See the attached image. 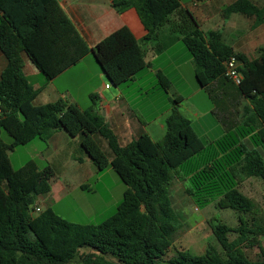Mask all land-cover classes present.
Listing matches in <instances>:
<instances>
[{
    "label": "trees",
    "instance_id": "obj_1",
    "mask_svg": "<svg viewBox=\"0 0 264 264\" xmlns=\"http://www.w3.org/2000/svg\"><path fill=\"white\" fill-rule=\"evenodd\" d=\"M187 1L115 2L119 13L137 11L147 35L140 42L123 27L90 50L59 0H0V49L8 61L0 80V264H73L79 256L82 264H264V214L240 189L248 178L264 184V48L256 60H248L225 43L221 31H202L183 12ZM234 14L254 17L255 26L264 24V6L252 0H237L223 9L224 19ZM166 25L181 35L201 87L225 76L231 57L240 61L243 81L238 87L250 107L239 128L206 145L180 112L182 99L177 98L162 140L143 134L121 146L96 110L94 96L87 110L64 100L35 105L40 90L24 74L26 59L51 81L92 51L111 85L120 87L148 66L145 45ZM48 30L71 57L54 68L36 46ZM159 80L167 92L169 81L162 75ZM58 131L81 136L82 148L98 170L112 168L127 186L116 213L99 225L70 222L51 207L38 213L37 201L51 194L53 169L41 170L35 161L18 170L12 166L10 152L35 140L46 143ZM176 180L187 181L188 195L205 207L214 204L238 215L236 227L217 216L210 220L224 256L210 245L204 255L178 251L167 259L181 226L171 197ZM246 248H258L260 259L251 260ZM85 249L90 252L81 253Z\"/></svg>",
    "mask_w": 264,
    "mask_h": 264
},
{
    "label": "crops",
    "instance_id": "obj_2",
    "mask_svg": "<svg viewBox=\"0 0 264 264\" xmlns=\"http://www.w3.org/2000/svg\"><path fill=\"white\" fill-rule=\"evenodd\" d=\"M117 1L121 0H59L90 50L123 27H128L140 42L147 35L137 11L129 9L119 13L114 7ZM236 1L189 0L182 5V10L193 16L202 31H221L225 43L253 61L258 58L259 49L264 48V24L255 26L254 17L241 14L224 19L223 9ZM252 1L258 6H264V0ZM1 18L0 12V21ZM182 44L184 45L181 35L172 32L169 25L161 28L155 40L145 45L148 66L138 73L133 81L120 87L111 85L92 51L51 81H47L29 59H26L24 74L34 88L40 90L34 102L37 106L64 100L87 110L93 106L91 97H96V110L117 135L121 146L130 144L143 134L149 135L154 141L166 134V119L173 107L162 110L160 106L156 108L153 105L147 111L143 105L155 98H161V92H166L160 85L159 76L162 75L170 83L164 96L172 104L174 99L181 98L180 108H183L185 96L178 89L179 85H189L192 91L190 98L200 95L202 91L207 94L215 105V111L219 113V122L223 127L220 137L222 138L243 124L244 114L248 111L250 102L242 95L239 87L225 76L207 87H201L196 79L193 58ZM36 46L39 52H45L46 61L52 68L71 59L49 30L37 39ZM166 56H170L168 65L161 62ZM172 56L175 58H171ZM7 65V58L0 49V80ZM83 68L86 69V78L81 81L78 80V74ZM146 70L150 71L146 73ZM146 75L151 77V82L142 83L141 76ZM113 87L114 92L108 93ZM192 111L198 118L201 111L189 109L188 116L184 115L195 126L190 116ZM41 146L45 149L39 152ZM24 148L29 150L28 162L35 161L38 164V159L46 163L43 167L38 164L41 170L49 166L54 171V177L50 181L51 194L41 197L37 201V208L44 211L51 207L59 216L68 220L55 210V205L70 197L73 191L89 189L90 181L101 178L100 171L82 148V137H71L65 131H58L46 143L41 144L35 140ZM71 163L76 165L69 167Z\"/></svg>",
    "mask_w": 264,
    "mask_h": 264
},
{
    "label": "rangeland",
    "instance_id": "obj_3",
    "mask_svg": "<svg viewBox=\"0 0 264 264\" xmlns=\"http://www.w3.org/2000/svg\"><path fill=\"white\" fill-rule=\"evenodd\" d=\"M182 46L184 47L183 44ZM170 56L164 57L161 62L168 65L170 63ZM171 58L175 57L172 56ZM149 71L150 70H146L145 72L148 73ZM84 73H86L85 68L79 72L78 80L80 79L82 81L86 78ZM141 77H143L141 80L142 83L151 82L150 76L146 75ZM113 89L114 87L108 90V93L114 92ZM178 89L185 96L183 108L179 107L180 112L188 116L189 109L200 110L201 114L199 118L193 115L194 111H192L190 115L191 120L195 124L193 127L204 144L209 145L215 143L221 137L223 127L219 122V113L215 111L213 102L203 91L200 95L190 98L192 91L187 84L179 85ZM161 93V98H155L143 104L147 111L153 105L156 106V108L160 106L162 110L166 107H174V104L169 102V99L164 96L166 92ZM162 138H156L155 140L160 141ZM3 139L7 143L12 142V138L7 133L3 134ZM36 141L41 144L43 143L41 140ZM100 144L105 152L110 154V150L102 138ZM26 149L27 148H24V146H20L13 153L10 152L11 163L15 170L20 169L30 160L29 150ZM44 149L45 147L41 146L38 151L40 152ZM37 162L41 167L46 165V163L38 159ZM73 165L76 164L71 163L69 167ZM60 173L61 171H59L58 174ZM100 177L99 179L90 181L89 189L73 191L70 197L66 198L61 204L55 205V210L66 216L70 222L83 225H99L112 217L123 200V195L127 186L112 168L100 172ZM187 186V181L176 180L171 187L173 206L176 211H178L181 226L175 235L172 248L167 253V259L175 257L178 251H188L197 256L204 255L210 245L217 248L221 255L224 256V251L211 229L210 220L217 216L229 226L236 227L238 225V215L231 210H219L214 204L205 207L202 200L200 201L196 198L192 199L190 195H188ZM240 189L254 201L258 209L264 214L263 182L260 179L248 178L241 183ZM231 238L234 239L235 235H231ZM262 241L264 244V238ZM89 252L90 249L81 251V253L84 254H88ZM245 252L251 260L256 261L260 259V251L258 248H246ZM81 262L79 256L75 259L73 264H82Z\"/></svg>",
    "mask_w": 264,
    "mask_h": 264
},
{
    "label": "built area",
    "instance_id": "obj_4",
    "mask_svg": "<svg viewBox=\"0 0 264 264\" xmlns=\"http://www.w3.org/2000/svg\"><path fill=\"white\" fill-rule=\"evenodd\" d=\"M240 67L241 63L236 56L231 57L226 64L225 77L237 86L241 85L243 81V75L240 71ZM36 211L39 213L41 210L37 208Z\"/></svg>",
    "mask_w": 264,
    "mask_h": 264
}]
</instances>
